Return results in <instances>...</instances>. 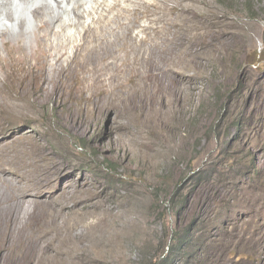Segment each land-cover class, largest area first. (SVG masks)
<instances>
[{
	"label": "rangeland",
	"instance_id": "obj_1",
	"mask_svg": "<svg viewBox=\"0 0 264 264\" xmlns=\"http://www.w3.org/2000/svg\"><path fill=\"white\" fill-rule=\"evenodd\" d=\"M153 3L152 24L181 44L143 51L154 76H119V107L85 91L60 116L49 103L9 122L20 143L0 140V264H159L179 196L180 220L205 221L180 264H264V0ZM33 39L31 26L27 51Z\"/></svg>",
	"mask_w": 264,
	"mask_h": 264
},
{
	"label": "bare ground",
	"instance_id": "obj_2",
	"mask_svg": "<svg viewBox=\"0 0 264 264\" xmlns=\"http://www.w3.org/2000/svg\"><path fill=\"white\" fill-rule=\"evenodd\" d=\"M17 1L16 4L15 0H0V21L9 23L2 24L0 29L3 48L0 53V140L3 139L5 145L20 143L10 144L9 138L14 133L9 134V122L30 117L36 109L45 108L49 103L53 104L58 116L69 100L85 91L93 94L106 91L115 96L112 108L119 107L116 103H121L120 95L130 93L128 84L123 81L125 77L117 80L119 76L129 78L137 74L141 84H145L148 75L154 76L139 68L144 63L149 64L156 52L143 51L181 44L176 29L152 24L160 21L154 18L151 10L153 1L161 0H112L111 4L93 0L91 6H87L85 0ZM181 9L190 11L182 6ZM80 10L87 18L92 16L90 24L84 23L85 17ZM61 14H72L77 22L72 24L63 20ZM76 25L82 29L76 32L78 36L73 40L68 36L67 28ZM31 26L34 39L27 51L24 41ZM171 27L175 28L176 23ZM138 33H143L144 37L140 38ZM71 46L73 52L69 55ZM118 53L123 54L122 59L118 58ZM107 81L113 84L112 88L104 87Z\"/></svg>",
	"mask_w": 264,
	"mask_h": 264
},
{
	"label": "trees",
	"instance_id": "obj_3",
	"mask_svg": "<svg viewBox=\"0 0 264 264\" xmlns=\"http://www.w3.org/2000/svg\"><path fill=\"white\" fill-rule=\"evenodd\" d=\"M182 201V196H179L175 204L177 208L176 211H179V214L177 216L175 214V225L171 232L172 243L168 246L169 252L164 256V258H162L159 264H180L184 260V258H188L192 255V252L197 245V229L199 225L201 223L204 224L205 221L200 222L198 218H192V220L186 222L180 220L179 218L181 216L184 217V214L182 212L184 203ZM192 217L196 216L193 215ZM163 240L164 242L162 244L164 248L167 244L166 237H164ZM191 263H194V261H191ZM150 264H152L151 261Z\"/></svg>",
	"mask_w": 264,
	"mask_h": 264
}]
</instances>
